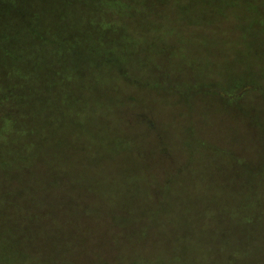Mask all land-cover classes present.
<instances>
[{
	"label": "trees",
	"instance_id": "16d2710c",
	"mask_svg": "<svg viewBox=\"0 0 264 264\" xmlns=\"http://www.w3.org/2000/svg\"><path fill=\"white\" fill-rule=\"evenodd\" d=\"M208 31L239 34L242 43L234 49H240L241 56L226 59L224 52L219 59L218 41L209 47L216 48L213 52L194 46L192 34ZM192 41L183 53V44ZM168 48L173 49L170 62L184 63L189 75L196 58L205 65L234 62L218 64L221 69L243 63L247 70L254 64L264 78V0H0V170H11L14 161L22 162L21 169L34 159L55 162L51 169L65 182L82 186L92 196L112 199L122 211L133 210L143 218L136 219L133 213L131 218L113 215L115 226L129 227V237L113 236L120 237L122 248L110 243L109 262L98 257L92 264H264V159H241L229 149L208 150L197 137L198 125L191 119L181 122V103L192 115L197 95L216 99L226 91L213 83L200 88L197 82L155 78L156 57ZM184 70L180 72L186 74ZM236 85L234 90L243 96L254 88L242 82ZM130 88L139 92L140 104L144 95V103H155V98L164 103V113L155 122L167 144L179 147L182 142L189 156L196 150L210 154L205 160L207 172L199 177L180 175L193 167L190 157L174 170L155 189L153 206L147 189H138L142 177L136 160L130 159L137 149L134 141L112 113ZM260 90L262 108L258 102L254 107L264 114V87ZM45 138V150L39 149L44 156L30 157L29 150ZM125 199L131 201L124 204ZM89 214L81 208L77 219ZM140 221H147L148 229L138 230L143 226ZM69 224L57 222L58 232ZM150 227L154 240L149 246L140 245ZM40 231L45 236L50 229ZM130 232L136 237L131 238ZM22 234L32 242L28 250L18 249L8 233L0 234V264L79 260L78 252L76 259L66 254L63 259L48 258L38 248L31 250L34 234Z\"/></svg>",
	"mask_w": 264,
	"mask_h": 264
},
{
	"label": "rangeland",
	"instance_id": "374dc122",
	"mask_svg": "<svg viewBox=\"0 0 264 264\" xmlns=\"http://www.w3.org/2000/svg\"><path fill=\"white\" fill-rule=\"evenodd\" d=\"M29 6L35 8L34 5ZM3 13H7V10H4ZM145 18L148 19L149 15H145ZM135 32L136 30L133 33L135 34ZM192 37L196 39L194 46L197 47L198 44L202 51L207 52L216 50V48L211 49L209 47L215 46L214 43L218 41L217 46L219 47L215 53L219 59L223 58L224 52L227 54L226 59L235 57V55L241 56L240 49L239 51L234 49L235 45L242 43V38L237 33L224 32L219 35L216 32L208 31L192 34ZM183 40L187 39L183 38ZM191 43L192 45L189 46L187 43L183 44V53L187 52L188 47L193 46V41ZM170 51H173V49L168 48L164 55L156 57L152 69L155 78L161 81L172 79L177 83L197 82L196 85L200 88H202L201 85H205L203 86L205 88L206 85H209L208 83H213L211 84L212 87L226 91L224 96H220L219 93L215 95L222 105L209 94L197 95L195 99H192V115H189V111L181 103L183 107H180V114H178L181 122L184 124L183 120L191 119L198 125L197 128H200V130L197 137L204 141L208 146V150L214 148L218 150L229 149L233 151L235 157L241 159L252 156L264 159V114L262 109L258 108H262L263 99L260 87H264V78L261 75L260 68L253 64V67L245 70L246 66L240 63L237 67L235 64V67L229 66L230 69H226L225 66L221 69L218 64L234 62H213L212 64L210 62L205 65L204 62H199L195 58L194 63L191 64L192 74L189 75L190 69L184 63L176 62L174 65L170 62V59H168ZM177 60L175 58V61ZM248 66H251V64H248ZM200 67L206 69L200 72L198 70ZM180 70L187 73L184 74ZM237 82L253 85L254 88L248 96H243L242 93L234 90ZM257 85H259V88H256ZM128 91L130 94L112 113L119 121L122 130L134 141L137 149L135 154L131 153L130 159L136 160L138 174L142 177V180H139L138 189L141 191L143 187L147 189L148 193L146 194L144 189L143 195L146 194V197L151 195L150 199L155 201L151 203L153 206L157 203L155 189L161 186L174 170L177 171L184 166L190 157L195 160L192 163L193 167L180 175L192 176L193 178L195 176L199 177L201 173L207 172L205 160L208 159L210 154H208L209 151L196 150L192 156H189L190 154L186 151L182 142L179 147L178 144L171 145L174 142L167 144L165 138L162 137L157 122H155L164 113V103L156 98L155 103L148 100L144 103L146 98V95H144L140 104L137 99L139 98L137 96L139 92L134 88H130ZM147 96L149 95L147 94ZM257 102L258 107L256 110L254 106ZM179 125L178 129L181 127ZM177 133H180V130ZM46 138L44 142L35 143L36 146L29 150L30 157L44 156L41 155L39 149L45 150ZM79 145L83 148L85 144ZM99 145L103 147L104 144ZM173 146L177 148L175 149ZM173 158L177 159L174 160ZM34 160L25 169L20 168L22 162L14 161L10 163L11 170H0V234L3 235V231L8 233L7 238L11 237L18 249L28 250L32 242L22 233L29 231L36 237L31 250L38 248L48 258L63 259L64 257L61 256L66 254L69 257L72 256V259H76L78 252L79 260H73L75 264H80V261L81 264H92L97 262L98 257L102 261L109 262V257H113L110 243L111 245L115 244L113 246L116 248H122L120 237H112L118 233L123 238L129 237V232L126 230L129 227L115 226L113 215L123 214V217L131 218L133 213L136 219L141 220L143 218H137L133 210L122 211L121 208L123 207L116 202L113 203L112 199L96 194L92 196L82 186L80 187L67 179V182H65L64 178L58 177L51 169L57 163L49 162L45 164L46 162ZM119 192L117 190V195ZM142 200L139 199L138 201ZM130 201V199L123 200L124 204ZM81 208L86 213L91 214L84 219L81 217L82 220H79L77 217L80 215ZM118 219L120 218L115 217V220ZM59 221H62L63 224L64 221L70 222V227L66 229V226H62L58 232L57 222ZM142 223L143 226H140L138 230L146 227L147 221H140L138 225ZM40 228H49L50 232L47 231V234L42 236ZM153 232L154 229L150 227L148 237L143 239L140 245L149 246L154 240L155 235ZM130 237L134 238L136 234L130 232ZM123 238L121 239L123 240L122 243L125 242ZM96 253L100 254L97 258L94 255ZM85 256L89 260L83 261ZM90 259H92V262Z\"/></svg>",
	"mask_w": 264,
	"mask_h": 264
}]
</instances>
